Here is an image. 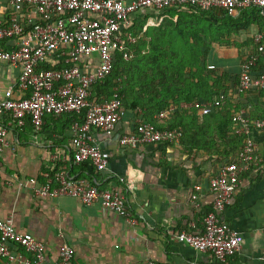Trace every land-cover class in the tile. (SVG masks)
<instances>
[{"label": "crops", "instance_id": "obj_1", "mask_svg": "<svg viewBox=\"0 0 264 264\" xmlns=\"http://www.w3.org/2000/svg\"><path fill=\"white\" fill-rule=\"evenodd\" d=\"M160 12L147 8L134 13L129 27L143 23V29L135 34L133 28V32H129L127 27V32L138 40L146 28L163 20ZM14 15L26 27L29 17L37 18L32 8L16 7L0 0V19L8 21ZM255 30L251 27L240 37L232 38L238 41L239 47L212 50L210 63L229 72L236 71L238 54L245 52L247 41ZM18 41L17 36L0 39V48L12 49ZM53 63L47 61L42 65L52 67ZM79 64L84 70L92 71L98 65V57L96 54L81 55ZM19 74V65L0 59V98L7 88L16 90ZM235 96L239 97L237 93ZM203 105L196 102L192 106L198 108L200 117ZM182 106L188 110L181 111L183 117L190 119L191 104L183 103ZM121 111L111 135L95 131L108 159L103 171L95 170L88 162L72 161L68 114L46 115L39 130L30 122L19 130L11 126L0 152V217L12 214L19 232L42 240L51 262L59 261V247L66 243L74 252L70 264H147L148 261L159 264H264V129L253 131L258 162L242 175L230 204L219 214L242 237L241 248L226 262H217L209 253L197 251L175 237L184 229L194 232L203 229V215L214 202L209 181L218 173L222 161L216 154L200 149L190 151L180 143L123 146L118 139L136 131L141 121L137 113L141 110L122 107ZM157 115H153L154 122L161 126L167 120ZM60 167H65L71 176L87 178L102 188H118L126 196L127 206L137 222L129 223L123 216L103 208L100 201L85 205L72 195L35 197L29 186L20 184L30 177L42 180L45 174H52ZM195 184L200 186V191L198 198L193 200ZM0 264L18 263L0 257Z\"/></svg>", "mask_w": 264, "mask_h": 264}, {"label": "built area", "instance_id": "obj_2", "mask_svg": "<svg viewBox=\"0 0 264 264\" xmlns=\"http://www.w3.org/2000/svg\"><path fill=\"white\" fill-rule=\"evenodd\" d=\"M5 1L16 7L25 5L34 9L37 18L29 17L27 27L16 15L8 21L0 19V39L19 38L14 48H0V59L20 66L16 90L9 87L0 98V152L11 126L19 130L30 120L39 130L46 115L76 114L81 120L71 124V159L74 163L88 162L97 171L107 168L108 159L95 131L107 135L114 132L121 118L122 101L117 93L102 99L92 97V89L95 83L111 73L116 49L123 51L125 59L129 57L128 44L134 43L136 38L126 28L134 13L147 8L163 11L171 6L186 5L202 10L222 8L232 16L253 6L264 12V0ZM253 40L257 49L241 64L236 86L239 94L254 87L264 90V70L253 75L251 69L259 55L264 57V33L255 32ZM90 54L97 55L98 65L94 70L86 71L80 66L79 58ZM47 61H53L54 65L41 67ZM172 110L173 107L162 110L157 116L166 118ZM211 110L212 105L204 103L201 114ZM233 120L235 132L244 136L243 145L236 159L222 165L209 181L214 202L203 215V229L198 232L184 229L175 237L197 251L209 253L217 262H226L241 248L242 237L219 214L230 204L242 175L258 162L253 131L264 129V118L252 120L243 111L235 113ZM182 135L181 128H157L150 122L140 121L135 132L122 135L118 141L129 147L144 143L179 144ZM20 184L29 186L35 197L72 195L85 205L100 201L103 208L123 216L129 223L137 222L127 206L126 196L118 188H102L87 178L71 176L65 167L45 174L42 180L30 177ZM199 191L200 186L195 184L193 200L198 198ZM0 257L18 264H70L74 252L70 245L63 243L59 247V261L51 262L46 255L45 243L29 233L19 232L10 214L0 217ZM147 264L159 263L148 261Z\"/></svg>", "mask_w": 264, "mask_h": 264}, {"label": "trees", "instance_id": "obj_3", "mask_svg": "<svg viewBox=\"0 0 264 264\" xmlns=\"http://www.w3.org/2000/svg\"><path fill=\"white\" fill-rule=\"evenodd\" d=\"M159 14H163L165 20L159 23L158 30L165 26H172L175 29L174 32L181 35L182 30L189 28V25L200 19L203 22L206 21L207 23L203 24H209L215 31V37L210 41L203 38L204 35L201 32L200 35L197 32L189 35L199 44L185 40L190 47L196 48L198 63L191 67L182 65L174 69L172 54L166 48L169 46L171 50H174L175 47L163 41V45L151 48L153 36H151V28L148 27L135 43L128 44L129 57L127 59L124 58L123 51L115 50L112 71L106 78L93 85L92 97L102 99L112 97L117 93L121 97L122 107L135 111L140 108L141 111L137 113V117L141 121L150 122L157 128H181L183 135L180 145L188 150L200 149L216 154L217 159L222 161L221 165L235 160L244 141V136L235 132L236 122L233 120L235 113L245 108L246 113L244 114L249 119L264 118V90L254 87L243 94H239L236 90L242 62L245 57L257 49L253 34L255 32L264 33V12L260 7L253 6L243 9L237 16H232L222 8L202 10L186 5L171 6ZM251 27H255L256 30L249 37L245 52L238 54L239 61L236 71L229 72L217 64L210 63L212 50L239 47L238 41L232 38L240 37ZM142 29L143 23L139 25L135 23L128 28V31L137 34ZM185 43L182 42L179 45L184 46ZM143 57L148 58L149 62L146 63L152 69L145 76L135 73V64H138ZM127 64L129 66L126 68L130 70V74L125 78L122 71L127 72L123 67ZM210 65L213 66L210 67ZM184 66L186 68H183ZM43 68H50V66ZM251 69L253 75L264 70L262 55H259L256 64ZM139 76L141 77L138 78ZM236 93L239 97L235 96ZM196 102L211 104V112L200 117L198 108L192 107ZM183 103L191 104L190 119H185L182 115L181 111L188 112L182 106ZM249 106L251 107L247 108ZM170 107H173V110L164 118L167 121L163 125L160 126L154 122L155 113ZM67 118L69 127L75 120H81L76 114H68ZM28 122L30 120H27L26 124ZM30 124L34 127L31 122Z\"/></svg>", "mask_w": 264, "mask_h": 264}, {"label": "rangeland", "instance_id": "obj_4", "mask_svg": "<svg viewBox=\"0 0 264 264\" xmlns=\"http://www.w3.org/2000/svg\"><path fill=\"white\" fill-rule=\"evenodd\" d=\"M203 23H207V22L206 21L203 22L200 19H198L197 21H194L191 25H189V28L187 27L184 30H182V33H184V35L182 33L181 35L175 33L174 32L175 29H173L172 26H165L164 28H161L160 30H158V27H157L159 24L152 26L150 27L151 36H153V43L151 44V48L153 46L156 47L157 45H160V46L163 45V41L173 45L175 47L174 50H171L169 46L166 49H169V53L172 54V57H173L172 63H175L174 69L180 68V66L182 65H187L186 67H189V66L191 67L193 65H196L199 60L196 55L197 50L194 47H190L188 43H185V40L190 41L194 44H199V43H196L197 41H195L193 37L191 38L189 36L193 32H197L199 33V35L201 32V34L204 35L203 38H205L207 41H210L213 37H215L216 33L210 27V25L209 24L205 25ZM209 28L210 30H208ZM182 42L185 43L184 46L179 45V43H182ZM202 48L203 46L201 47V51H202ZM147 51H148L147 48H145V52ZM141 53H144V52H141ZM147 61L149 62L148 58L143 57L142 60L138 62V64H135V73L137 75L141 73V76L143 75L145 76L146 73H150L152 71L149 64L146 63ZM127 66H129V64L123 67L126 68ZM186 67L184 66L183 68H186ZM126 71L127 72L122 71L124 73L123 77L125 78L126 76H129L130 74L129 69L126 68ZM141 76H139L138 78H140Z\"/></svg>", "mask_w": 264, "mask_h": 264}]
</instances>
